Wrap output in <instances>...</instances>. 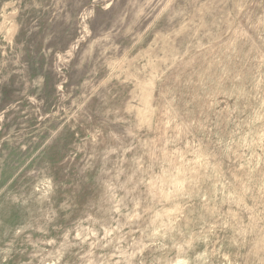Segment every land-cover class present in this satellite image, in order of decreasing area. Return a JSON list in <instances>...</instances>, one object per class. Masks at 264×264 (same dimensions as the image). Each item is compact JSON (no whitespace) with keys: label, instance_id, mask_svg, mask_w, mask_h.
Segmentation results:
<instances>
[{"label":"rangeland","instance_id":"obj_1","mask_svg":"<svg viewBox=\"0 0 264 264\" xmlns=\"http://www.w3.org/2000/svg\"><path fill=\"white\" fill-rule=\"evenodd\" d=\"M0 264H264V0H0Z\"/></svg>","mask_w":264,"mask_h":264}]
</instances>
